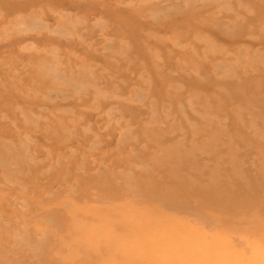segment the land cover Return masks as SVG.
<instances>
[{
  "label": "rangeland",
  "instance_id": "obj_1",
  "mask_svg": "<svg viewBox=\"0 0 264 264\" xmlns=\"http://www.w3.org/2000/svg\"><path fill=\"white\" fill-rule=\"evenodd\" d=\"M189 234L264 250V0H0V264H198Z\"/></svg>",
  "mask_w": 264,
  "mask_h": 264
},
{
  "label": "bare ground",
  "instance_id": "obj_2",
  "mask_svg": "<svg viewBox=\"0 0 264 264\" xmlns=\"http://www.w3.org/2000/svg\"><path fill=\"white\" fill-rule=\"evenodd\" d=\"M35 45V44H34ZM133 174V173H132ZM166 234V233H165ZM189 236V238L191 239V241H192V245H194V246H197V247H202V255H203V260H198L199 261V263L198 264H201L200 262L201 261H204L203 262V264H227L226 262L227 261H230L229 260V257L226 255L227 254V252H226V250H224L223 251V253H222V255H220V256H218V257H216L213 253H215L216 254V251H214V248L215 247H220V246H222V245H208V244H206V245H204L203 246V242L202 241H196V240H194L193 238H191V236H192V234H189L188 235ZM156 237H161L160 235L159 236H157L156 235ZM183 237V236H182ZM181 238V237H180ZM156 239V238H155ZM156 246H159V247H163L164 245L163 244H161L160 242H157L156 243ZM158 247V248H159ZM173 248V247H172ZM155 249V251L154 252H156V249H157V247L156 248H154ZM186 249V248H185ZM184 248L183 249H181L180 251H182L183 252V254H184V256H186L185 258H179L180 256H176V260H178V261H182V260H185V259H194L195 257H193L192 256V254H190V251H188V250H185ZM184 250V251H183ZM200 250V249H199ZM257 252H259V253H262V254H257ZM167 254V253H166ZM217 255V254H216ZM239 255V254H238ZM175 256V255H174ZM181 256H183V255H181ZM264 256V250H263V252H261V249L260 250H258V251H256V253L255 254H253V257L254 258H252V262L251 263H248V264H264V260H262L261 259V257H263ZM171 257H173V256H171ZM246 258V257H245ZM205 259V260H204ZM238 262V261H237ZM237 262H229L228 264H243V261H239L238 263ZM180 264H184V263H182V262H180Z\"/></svg>",
  "mask_w": 264,
  "mask_h": 264
}]
</instances>
